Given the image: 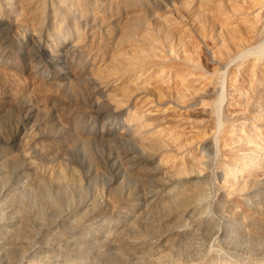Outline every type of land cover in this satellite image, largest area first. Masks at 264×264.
Instances as JSON below:
<instances>
[{
  "label": "rangeland",
  "instance_id": "obj_1",
  "mask_svg": "<svg viewBox=\"0 0 264 264\" xmlns=\"http://www.w3.org/2000/svg\"><path fill=\"white\" fill-rule=\"evenodd\" d=\"M258 1L0 0V264H264Z\"/></svg>",
  "mask_w": 264,
  "mask_h": 264
},
{
  "label": "bare ground",
  "instance_id": "obj_2",
  "mask_svg": "<svg viewBox=\"0 0 264 264\" xmlns=\"http://www.w3.org/2000/svg\"><path fill=\"white\" fill-rule=\"evenodd\" d=\"M15 1L17 3H19L23 9H26V10L32 8V6H34L36 4L38 7V17H39L37 19L39 21L44 20V17H45V7H44V3H43L44 0H15ZM60 2H66V0H60ZM255 4L257 6L260 4L264 5V0H259ZM23 5H25L26 7L24 8ZM222 8H221L220 13H219V18H226V16L222 17V14H223ZM232 8H233V10L238 11V12L240 10V8L237 6H234ZM249 10L250 9H248L247 11H249ZM244 19H246V18H244ZM222 23H223L222 26L224 28V31L228 32V26L234 25V20L224 19L222 21ZM242 23L245 24L244 21H242ZM246 24H247V26L254 28L252 23L246 22ZM247 30H251V29L249 28ZM238 32L241 33V31L238 30V28L233 31L234 34H236ZM243 43H244V41L239 40L238 37H235V39H233L234 47L237 50H239L240 52L244 49L243 45H242ZM197 53H199L198 49H197ZM188 72L189 71L187 69H183L181 71V74H186ZM183 87H185L184 84H183ZM160 94H162V93H160ZM160 94H158V95H159V98L161 100L162 97ZM185 97H186L185 93L181 92V94H179L180 99H184ZM188 111H191V110H188ZM176 138H178V137L176 136ZM178 139H180V138H178ZM174 142H175V144H178L177 140ZM248 166H249V164H248ZM248 166H245V167L247 168ZM251 166L256 167V165H254V164H252ZM238 174H244V173L241 171H238V170H235L231 173L232 177H234V178L237 177ZM202 194H204V188H197V186H196V187H191V188L184 189V190H175L172 194H170L168 196V198H170V200L172 202L176 203L180 208L187 209L189 207L194 206V204L198 201V199L200 198V196ZM246 198L247 197L245 195V192H242V190H241L240 195L229 198L227 200V203H228V205L231 203L234 206L239 205V204H242V206H246ZM224 209H226V208H223V210ZM228 213H229V216L232 218V220H231L232 226L236 227V228H241V226L246 224V219H244V217L248 218V216H249L246 213V210H243L242 212H240L238 210H236V211L230 210ZM8 248H9V246H8ZM56 255L57 256H56L55 261L57 264H87V262L84 260H76V261L73 260L72 255H70V254L56 253ZM5 260L8 261L7 264H16V262H14L10 256L5 257Z\"/></svg>",
  "mask_w": 264,
  "mask_h": 264
}]
</instances>
